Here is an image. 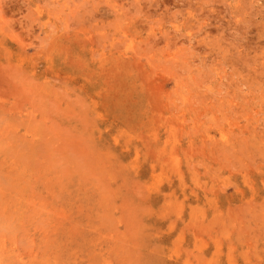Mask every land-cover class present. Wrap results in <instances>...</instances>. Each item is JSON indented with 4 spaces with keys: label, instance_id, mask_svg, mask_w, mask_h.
Here are the masks:
<instances>
[{
    "label": "rangeland",
    "instance_id": "1",
    "mask_svg": "<svg viewBox=\"0 0 264 264\" xmlns=\"http://www.w3.org/2000/svg\"><path fill=\"white\" fill-rule=\"evenodd\" d=\"M0 264H264V0H0Z\"/></svg>",
    "mask_w": 264,
    "mask_h": 264
}]
</instances>
